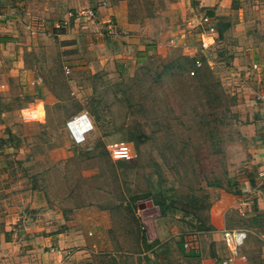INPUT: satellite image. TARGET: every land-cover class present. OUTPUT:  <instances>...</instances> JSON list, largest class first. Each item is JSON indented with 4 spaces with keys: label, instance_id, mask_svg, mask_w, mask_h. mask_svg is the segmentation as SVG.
Here are the masks:
<instances>
[{
    "label": "rangeland",
    "instance_id": "1",
    "mask_svg": "<svg viewBox=\"0 0 264 264\" xmlns=\"http://www.w3.org/2000/svg\"><path fill=\"white\" fill-rule=\"evenodd\" d=\"M124 1L142 22L146 0ZM168 1L173 8L160 1L156 25L147 18L146 30L127 40L106 27L103 35L112 30L116 41L105 36L104 47L97 46L86 38L94 25L81 22L78 37L84 36L69 40L75 46L64 56L48 35L34 39L38 50H20L26 79L7 78L9 66H0V85L8 87L0 94V218L15 230L35 223L67 229L73 210L92 206L110 226L109 247L94 246L64 264H198L181 249L202 248L220 194L238 195L232 179L245 175L250 157L233 111L230 64L216 45L200 51L203 13ZM169 22L179 28L168 32ZM136 35L149 46L138 62L128 43ZM201 57L199 68L190 64ZM40 104L42 121L21 120L23 109ZM80 114L93 129L74 145L66 124ZM112 142L127 143L132 158L112 160ZM155 200L165 205L159 210Z\"/></svg>",
    "mask_w": 264,
    "mask_h": 264
},
{
    "label": "crops",
    "instance_id": "2",
    "mask_svg": "<svg viewBox=\"0 0 264 264\" xmlns=\"http://www.w3.org/2000/svg\"><path fill=\"white\" fill-rule=\"evenodd\" d=\"M160 1L166 0H146L148 9L142 14L146 17L141 22L134 18L135 8L124 0H0V66H9L7 78L26 79L28 70H19L23 69L22 57H26L20 56V50L25 47L38 50L42 46L34 39L50 34L57 38L58 53L64 56L63 51L75 46L69 40L84 36L78 37V33H82L81 22L88 23L86 26L94 25L86 38L94 39L97 46L104 47L105 36L116 41L111 36L112 30L108 36L103 35L106 27L119 29L123 40H127L128 33L142 30L147 18H150L149 26L156 25L158 20L154 16L161 13ZM185 1L190 11L208 15L216 23L215 45L221 49L223 61L230 64L233 111L238 114L239 131L247 143L250 161L243 170L245 175L232 179L233 183L237 182L239 194L223 191L211 208L213 230L203 232V247L190 244L191 249L185 250L183 255L198 264H219L228 255L222 232L245 230L247 239L239 249V258L231 264H264V184L260 176L264 173V39L260 37L264 30V0H180L174 8L181 9ZM167 2L169 9L173 8L174 1ZM87 9L96 13L93 20L75 17L77 12ZM178 28L171 22L165 25L168 32ZM30 40L33 41L29 45ZM141 40L136 35L128 42L137 48L138 57L132 58L137 62L149 52L147 42L141 45L146 40ZM106 45L108 49V43ZM65 69L69 71V67ZM4 88L8 90L0 85V94L4 93ZM102 215V211L92 206L73 210L67 229L35 223L27 229L15 230L7 217L0 218V264H64L65 259L91 252L94 246L107 248L110 226H104L106 216ZM139 247L142 250L141 245Z\"/></svg>",
    "mask_w": 264,
    "mask_h": 264
},
{
    "label": "built area",
    "instance_id": "3",
    "mask_svg": "<svg viewBox=\"0 0 264 264\" xmlns=\"http://www.w3.org/2000/svg\"><path fill=\"white\" fill-rule=\"evenodd\" d=\"M76 18H85L87 20H93L95 18V12L91 9L81 10L75 14ZM200 41L199 49L202 53H208L216 44V26L212 18L208 15H202L199 20ZM50 36V34H48ZM201 66V61L195 62V68ZM68 73V70H66ZM194 75V72H190ZM44 108L32 107L31 105L22 110L21 120L23 122H37L42 121L44 118ZM92 124L85 114H80L66 124V131L72 143L74 145H82L85 142L86 136L92 131ZM109 155L114 161H128L132 158L131 148L125 142H112L108 145ZM262 177V183L264 184V173L260 174ZM92 234L89 233V236ZM247 239V232L245 230H229L222 232V241L228 252L225 259L221 260L219 264H231L237 258H239V249L243 246ZM189 246V248H188ZM186 250L191 249V245L184 244Z\"/></svg>",
    "mask_w": 264,
    "mask_h": 264
},
{
    "label": "trees",
    "instance_id": "4",
    "mask_svg": "<svg viewBox=\"0 0 264 264\" xmlns=\"http://www.w3.org/2000/svg\"><path fill=\"white\" fill-rule=\"evenodd\" d=\"M0 9H1V3H0ZM203 59L204 58H199L198 60L199 61H201V62H203ZM197 61V59L196 58H193V59H189V62H190V64H192L194 67H195V62ZM190 72H192V71H190ZM194 72V71H193ZM117 162H123V161H117ZM238 194H239V191L237 192ZM165 205V202L164 201H152V206H155V207H157L159 210H160V208H162L163 206ZM204 222V221H203ZM213 230V228L210 226L209 227V229L207 228V229H203V231H207V232H209V231H212ZM136 236H137V238L139 239V241H140V245L141 246H143V239H142V237L140 236V237H138V233H136ZM181 253L183 254V250L181 249Z\"/></svg>",
    "mask_w": 264,
    "mask_h": 264
}]
</instances>
